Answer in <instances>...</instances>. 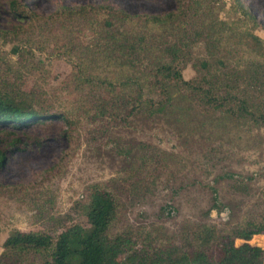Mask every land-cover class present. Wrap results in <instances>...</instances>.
<instances>
[{
  "label": "trees",
  "instance_id": "16d2710c",
  "mask_svg": "<svg viewBox=\"0 0 264 264\" xmlns=\"http://www.w3.org/2000/svg\"><path fill=\"white\" fill-rule=\"evenodd\" d=\"M220 12L224 21L217 18ZM9 14L18 25L0 34L24 38L18 56L42 52L49 43L69 59L74 72L65 88L82 110L92 104L99 116L112 119L147 115L180 122L203 109L224 113L210 122L224 131L234 120L264 130V41L253 33L259 25L240 0H231L227 10L212 0H179L175 12L160 16H133L104 4L59 6L47 17L11 0ZM82 32L88 35L85 42L79 39ZM195 42L204 43L205 59L198 60V80L186 82L181 69L191 62L189 47ZM44 97L0 80V146L18 151L14 135L29 126L68 123L70 113L51 111ZM244 132L237 129V137ZM255 139L259 145L261 137ZM140 152L144 163L165 155L146 145ZM3 160L0 152V166ZM119 206L111 184L92 185L86 203L78 206L86 226L72 225L55 237L11 231L1 244L0 264H264V251L247 244L264 235V223L228 231L188 226L165 238L120 227ZM236 239L245 243L236 248Z\"/></svg>",
  "mask_w": 264,
  "mask_h": 264
},
{
  "label": "rangeland",
  "instance_id": "374dc122",
  "mask_svg": "<svg viewBox=\"0 0 264 264\" xmlns=\"http://www.w3.org/2000/svg\"><path fill=\"white\" fill-rule=\"evenodd\" d=\"M10 1L0 0L1 32L18 25L9 14ZM15 1L40 17L51 15L59 6L98 4L133 16H160L175 12L179 3ZM212 2L222 4L224 10L231 5V0ZM240 2L259 25L253 33L264 41V0ZM217 18L224 21V13ZM82 33L79 39L85 42L88 35ZM22 41L24 38L0 34V80L22 92L42 94L45 107L71 117L68 123L49 120L14 135L20 141L18 151L9 150L5 143L0 146L4 155L0 166V254L1 244L14 230L55 237L72 225L86 226L78 206L86 203L89 188L100 183L111 184L118 192L119 226L135 231L160 232L169 238L188 226L206 224L228 231L249 222L264 223V130L234 120L224 131L215 122L210 124L224 113L209 114L203 109L180 122L147 115L112 119L99 116L92 104L82 110L65 88L74 72L69 59L49 43L42 52L21 58ZM189 51L192 60L181 69L186 82L198 80V60L206 54L203 42L192 43ZM237 129L244 134L237 137ZM143 145L160 150L165 154L163 160L142 162ZM164 207H171L172 214H160ZM244 243L236 239L234 246L240 248ZM247 244L264 251V235L253 236Z\"/></svg>",
  "mask_w": 264,
  "mask_h": 264
}]
</instances>
